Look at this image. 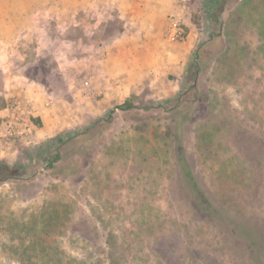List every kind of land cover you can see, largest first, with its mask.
<instances>
[{"label": "rangeland", "instance_id": "374dc122", "mask_svg": "<svg viewBox=\"0 0 264 264\" xmlns=\"http://www.w3.org/2000/svg\"><path fill=\"white\" fill-rule=\"evenodd\" d=\"M124 1L0 0V110L58 119L0 138V264H264V0H167L156 37Z\"/></svg>", "mask_w": 264, "mask_h": 264}, {"label": "crops", "instance_id": "0c3cea01", "mask_svg": "<svg viewBox=\"0 0 264 264\" xmlns=\"http://www.w3.org/2000/svg\"><path fill=\"white\" fill-rule=\"evenodd\" d=\"M141 3V2H140ZM129 2L124 1V2H115L113 7L117 8V13L121 18H123L127 24H132L133 20H139L140 22L138 23L139 25L146 27L150 31L149 34H154L156 37V32L157 28L155 29L151 26L153 22H155V25H157L158 20L163 21L166 19L167 11L166 9H170L169 7L173 5L171 1L167 0H143L142 5L138 4L139 7H137L136 10H131V5H128ZM160 4H165V5H160ZM110 12H106L105 15L110 16ZM163 24V23H162ZM158 35V34H157ZM173 35V32L169 36V42L172 43L174 40L171 39V36ZM149 39V38H148ZM172 41V42H171ZM148 51V50H146ZM117 61L111 60L110 62L107 63V68H105L102 73H111L112 71L110 70L111 64H116ZM108 78V77H107ZM20 85L26 84L24 81L22 83H19ZM30 85V83H29ZM32 87H34L32 85ZM111 86H106L107 89H110ZM22 88V87H21ZM41 89V87H40ZM44 93V92H43ZM124 93V92H123ZM22 94V93H21ZM24 96L21 98L24 102V104L30 109V113L33 117H35L39 123L40 126H36L35 130V138L40 140L43 137L47 135L48 132H44V130H49L50 133L55 131V126L54 123L55 121L58 120L57 118L54 120L51 119V115H53L52 111L53 109L50 108H44L42 105V100L40 102V95L37 96L35 92L29 91L28 89L25 91L24 90ZM50 95V94H49ZM56 101H54L55 103ZM4 114V108L0 110V117ZM54 122V123H53ZM44 132V134H42ZM49 133V134H50ZM44 135V136H43Z\"/></svg>", "mask_w": 264, "mask_h": 264}, {"label": "built area", "instance_id": "2783aa9c", "mask_svg": "<svg viewBox=\"0 0 264 264\" xmlns=\"http://www.w3.org/2000/svg\"><path fill=\"white\" fill-rule=\"evenodd\" d=\"M179 28H174L171 39L180 35ZM45 106L50 102L47 98L43 101ZM30 109L18 97L11 98L4 107V114L0 117V138L5 140H18L24 143L31 142L36 126L31 121Z\"/></svg>", "mask_w": 264, "mask_h": 264}, {"label": "trees", "instance_id": "16d2710c", "mask_svg": "<svg viewBox=\"0 0 264 264\" xmlns=\"http://www.w3.org/2000/svg\"><path fill=\"white\" fill-rule=\"evenodd\" d=\"M130 107H131L130 105L124 104V105L118 106L116 109L124 111V110L130 109ZM34 125L39 127L40 126L39 121H35ZM54 159H55L54 161H57L58 158L56 157Z\"/></svg>", "mask_w": 264, "mask_h": 264}]
</instances>
